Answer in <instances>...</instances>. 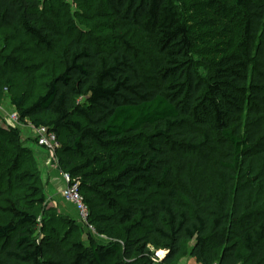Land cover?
Listing matches in <instances>:
<instances>
[{"label": "trees", "instance_id": "trees-1", "mask_svg": "<svg viewBox=\"0 0 264 264\" xmlns=\"http://www.w3.org/2000/svg\"><path fill=\"white\" fill-rule=\"evenodd\" d=\"M84 1L101 4L114 34L107 48L68 40L63 72L43 75L44 94L14 105L82 160L68 173L91 222L109 225L116 242L73 239L63 218L45 222L39 239L35 211L46 199L18 155L0 173V210L11 217L0 223V264H175L191 241L197 264H264V0H232L241 41L201 65L180 0ZM40 7L0 0V29L52 49L57 29ZM22 182L33 187L14 201ZM155 252L166 255L156 262Z\"/></svg>", "mask_w": 264, "mask_h": 264}, {"label": "rangeland", "instance_id": "rangeland-1", "mask_svg": "<svg viewBox=\"0 0 264 264\" xmlns=\"http://www.w3.org/2000/svg\"><path fill=\"white\" fill-rule=\"evenodd\" d=\"M40 1L44 20L47 19L57 29L52 49L38 47L22 34L0 29V50L8 39L6 50L0 51V120L5 124L8 116L18 111L14 105L15 98L26 95V102L30 104L44 94L46 79L43 75L55 77L63 72V51L68 40H87L105 49L106 41L114 35L111 28L104 24L100 3L88 4L84 0ZM178 8L184 21L193 29L196 42L194 59L199 65L235 51L242 36V13L232 0H180ZM199 71L204 77L209 74L205 67L200 66ZM8 79L13 82L11 89L6 84ZM13 130L20 134L18 141L11 137L8 128L0 127V173L8 170L13 165L12 161L21 155L24 160L21 171H29L39 177V189L46 202L42 209L35 211L39 224L37 237L42 238L41 228L45 222L51 224L54 218H63L69 221V226L75 228L71 234L73 239L87 243L88 239L93 238L97 243H115L117 232L112 231L109 225L98 226L103 233L96 228V232L90 234L78 221L74 209L62 201L64 175L70 168L82 163V160L61 150L51 157L46 150L36 146L26 120H20L17 129ZM13 187L11 197L16 201L29 195L33 184L22 182ZM91 197L95 202V194ZM10 220L11 217L0 210V223ZM194 244L195 241L184 243L175 264H197L191 256ZM165 255L166 252H155L156 262H160Z\"/></svg>", "mask_w": 264, "mask_h": 264}, {"label": "built area", "instance_id": "built-area-1", "mask_svg": "<svg viewBox=\"0 0 264 264\" xmlns=\"http://www.w3.org/2000/svg\"><path fill=\"white\" fill-rule=\"evenodd\" d=\"M22 121L19 112L15 111L8 116L7 123L0 120V127H6L9 130L17 129V125ZM29 129H31L36 146L46 150L51 157L61 148L58 136L46 126H36L30 120H26ZM65 188L62 191V201L71 206L76 212V216L81 225L87 229L90 234L96 232V227L91 222V210L86 203L84 196L80 191V183L73 179L69 173L64 175Z\"/></svg>", "mask_w": 264, "mask_h": 264}]
</instances>
